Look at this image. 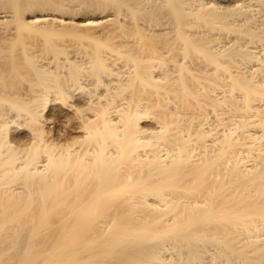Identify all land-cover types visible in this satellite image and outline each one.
Returning a JSON list of instances; mask_svg holds the SVG:
<instances>
[{
	"label": "bare ground",
	"instance_id": "bare-ground-1",
	"mask_svg": "<svg viewBox=\"0 0 264 264\" xmlns=\"http://www.w3.org/2000/svg\"><path fill=\"white\" fill-rule=\"evenodd\" d=\"M0 264H264V0H0Z\"/></svg>",
	"mask_w": 264,
	"mask_h": 264
}]
</instances>
